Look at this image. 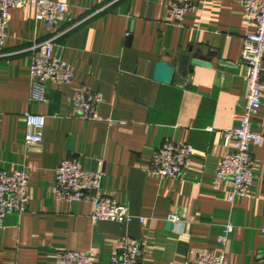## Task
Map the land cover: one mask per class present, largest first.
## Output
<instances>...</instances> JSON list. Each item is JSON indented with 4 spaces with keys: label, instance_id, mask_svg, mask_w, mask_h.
Segmentation results:
<instances>
[{
    "label": "crops",
    "instance_id": "1",
    "mask_svg": "<svg viewBox=\"0 0 264 264\" xmlns=\"http://www.w3.org/2000/svg\"><path fill=\"white\" fill-rule=\"evenodd\" d=\"M60 1L68 10L51 30L34 20L28 5L11 9L0 50V171L27 170L30 197L25 213L4 219L0 264H57L63 251H92L93 264H108L124 236L140 242L136 264L193 263L201 252L219 253L216 241L226 225L233 227L227 264H264V139L251 149L248 197L230 203L231 181L214 185L218 160L233 151L223 133L239 126L245 104L241 52L255 26L242 0H196L180 25L168 22L169 0ZM54 36L53 55L74 79L47 83V103H32L34 47ZM189 49L209 56L211 65L183 76L178 63ZM160 61L175 68L169 85L153 79ZM262 80L252 132L264 137V74ZM78 87L101 93L99 115L122 124L75 117L71 101ZM25 112L45 117L38 144L25 143ZM166 139L195 151L178 180L146 171ZM68 157L102 172V192L128 207L129 223H93L91 196L55 201L54 171ZM170 215L180 222L167 227Z\"/></svg>",
    "mask_w": 264,
    "mask_h": 264
},
{
    "label": "built area",
    "instance_id": "2",
    "mask_svg": "<svg viewBox=\"0 0 264 264\" xmlns=\"http://www.w3.org/2000/svg\"><path fill=\"white\" fill-rule=\"evenodd\" d=\"M196 0H169L168 22L180 25ZM28 5L35 13L34 20L47 29H54L64 20L68 6L60 0H0V50L4 46L9 11ZM245 18L255 26L254 33L245 37L241 52V61L245 66V104L240 124L237 128L223 133L226 146L233 148L232 153L217 162L214 176L216 188L224 180L232 183L229 202L235 198L250 195L254 178L252 147L260 146L263 135L252 132V123L262 106L264 74V0H242ZM59 36L46 39L34 47L29 69L32 103H47V83L70 85L74 76L67 63L53 55V49ZM72 110L75 117L86 121L106 122L109 126L122 124L110 118L103 119L98 108L104 102L101 93L85 87H78L72 96ZM26 126V144H38L42 141V129L45 117L29 112L23 114ZM195 151L192 146L164 140L154 151L146 171L155 178L178 180L189 165ZM102 172L84 170L76 157L61 161L54 171L52 194L57 202L75 203L92 197V211L89 215L93 223L110 222L126 224L132 220L128 207L118 204L102 192ZM29 174L27 170L12 172L0 171V230L4 219L10 213L23 214L29 203ZM144 223V219H139ZM168 221L178 224L180 219L170 215ZM233 231L226 225L217 238L220 247L218 254L201 252L193 263L184 264H227L226 245L228 235ZM141 255L140 242L124 236L108 264H136ZM95 253L86 254L63 251L58 255L57 264H93Z\"/></svg>",
    "mask_w": 264,
    "mask_h": 264
},
{
    "label": "water",
    "instance_id": "3",
    "mask_svg": "<svg viewBox=\"0 0 264 264\" xmlns=\"http://www.w3.org/2000/svg\"><path fill=\"white\" fill-rule=\"evenodd\" d=\"M131 36L127 37V43H129ZM209 56L201 55L199 52H194L191 49L188 50L187 55H183L179 59L178 63V72L185 76L188 73H191L193 67L201 66V67H209L211 65ZM175 68L171 66L169 63L160 61L155 65V71L153 79L158 83H162L165 85H169L173 83L175 78ZM220 73L217 74V79L220 78ZM171 223H167V227H170Z\"/></svg>",
    "mask_w": 264,
    "mask_h": 264
}]
</instances>
